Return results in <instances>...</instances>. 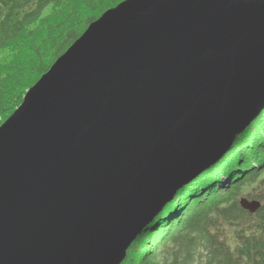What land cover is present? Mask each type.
<instances>
[{
	"label": "water",
	"instance_id": "1",
	"mask_svg": "<svg viewBox=\"0 0 264 264\" xmlns=\"http://www.w3.org/2000/svg\"><path fill=\"white\" fill-rule=\"evenodd\" d=\"M263 108L264 0L107 11L0 127V264H123Z\"/></svg>",
	"mask_w": 264,
	"mask_h": 264
},
{
	"label": "trees",
	"instance_id": "2",
	"mask_svg": "<svg viewBox=\"0 0 264 264\" xmlns=\"http://www.w3.org/2000/svg\"><path fill=\"white\" fill-rule=\"evenodd\" d=\"M124 1L0 0V127L89 25ZM242 198L262 208L250 213ZM123 264H264V108L134 239Z\"/></svg>",
	"mask_w": 264,
	"mask_h": 264
},
{
	"label": "bare ground",
	"instance_id": "3",
	"mask_svg": "<svg viewBox=\"0 0 264 264\" xmlns=\"http://www.w3.org/2000/svg\"><path fill=\"white\" fill-rule=\"evenodd\" d=\"M126 1H127V0H126ZM124 2H125V1H124ZM122 3H123V2H122ZM122 3H120L119 5H121ZM119 5H118V6H119ZM118 6H117V7H118ZM117 7H115V8H117ZM115 8H113V9H115ZM110 10H112V9H110ZM110 10H108V11H110ZM65 53H66V52H65ZM65 53H64V54H65ZM59 58H60V57H59ZM59 58H58V59H59ZM22 104H23V103H22ZM70 106H71V105H68V106L66 107V109H68ZM10 117H11V116H10ZM10 117H9V118H10ZM246 128H247V127H246ZM246 128H245V129H246ZM245 129H244V130H245ZM45 130H47V128H45ZM244 130H243V131H244ZM243 131H242V132H243ZM242 132H240L239 134H241ZM239 134H238V135H239ZM238 135L236 136V138L238 137ZM234 140H236V139H234ZM231 145H232V144H231ZM230 147H231V146H230ZM230 147L227 148V149H225V150H223V149H222L223 147H222V148L220 149L221 154H218V156H222L224 152H227V151L230 149ZM205 162H206V161H205ZM210 164H212V163H209V162L207 161V164L204 165V168H203V169L206 170L207 168H209V167H210ZM204 170H203V171H204ZM196 172H197V169H192V168H191V169L189 170V173H187L185 176L187 177L188 175H193V174L196 173ZM201 173H202V172H201ZM201 173H200V174H201ZM178 174H179V172H178ZM200 174H198V175H200ZM196 177H197V176H196ZM162 180H164V178H163ZM180 187L182 188V186H180ZM180 187H178L177 191L180 189ZM177 191H176V193H177ZM176 193H175V194H176ZM174 196H175V195H174ZM174 196H173V198H174ZM173 198H172V199H173ZM172 199H171V200H172ZM261 208H262V207H261ZM131 244H132V243H131Z\"/></svg>",
	"mask_w": 264,
	"mask_h": 264
},
{
	"label": "rangeland",
	"instance_id": "4",
	"mask_svg": "<svg viewBox=\"0 0 264 264\" xmlns=\"http://www.w3.org/2000/svg\"><path fill=\"white\" fill-rule=\"evenodd\" d=\"M100 18H101V17H100ZM100 18H99V19H100ZM96 21H97V20H96ZM94 22H95V21H94ZM90 25H91V24H90ZM90 25H89V26H90ZM87 29H88V28H87ZM83 34H84V33H83ZM48 72H49V71H48ZM48 72H47V73H48ZM41 78H42V77H41ZM41 78H40V79H41ZM38 81H39V80H38ZM36 84H37V83H36ZM36 84H35V85H36ZM35 85H34V86H35ZM182 188H183V187H182ZM180 189H181V188H180ZM180 189H179L177 192H179ZM174 197H175V196H174ZM253 200H256V199H253ZM257 201H259V200H257ZM259 202H260V201H259ZM168 203H169V202H168ZM168 203H167V204H168Z\"/></svg>",
	"mask_w": 264,
	"mask_h": 264
}]
</instances>
